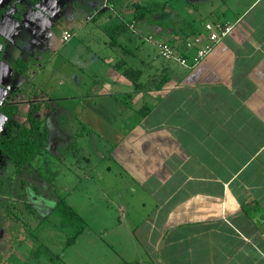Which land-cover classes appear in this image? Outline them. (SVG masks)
<instances>
[{"label":"crops","instance_id":"crops-1","mask_svg":"<svg viewBox=\"0 0 264 264\" xmlns=\"http://www.w3.org/2000/svg\"><path fill=\"white\" fill-rule=\"evenodd\" d=\"M2 1L11 14H26L37 28L60 33V41L66 32L71 37L63 42L80 38L86 55L78 64L70 58L63 63L75 66L65 71L59 90L66 113L79 107L85 113L77 117L79 125L96 127L94 116H107L100 107L120 103L125 120L118 124L132 121L125 133L135 130L150 149L139 179L149 205H118V211L138 215L128 232L134 255L112 264H264V0H61L68 6L63 24L52 14L56 0L47 3L44 16L30 1ZM135 1L164 2L154 13L163 24L139 22L136 30L109 32L132 17ZM216 21L233 27L196 65L157 55L156 43L164 41L191 58L208 43L203 23ZM2 23L6 32L8 22ZM195 36L200 41L185 47ZM120 58L148 82L147 93H137L129 106L119 98L132 90L131 80L115 69ZM165 71L170 79L153 89L152 78ZM145 102L153 107L140 117L136 108ZM23 244L12 253L28 259L34 249L23 251Z\"/></svg>","mask_w":264,"mask_h":264},{"label":"rangeland","instance_id":"rangeland-1","mask_svg":"<svg viewBox=\"0 0 264 264\" xmlns=\"http://www.w3.org/2000/svg\"><path fill=\"white\" fill-rule=\"evenodd\" d=\"M23 1H30L44 16L51 0ZM60 1L56 0L52 14L63 24V12L68 6H61ZM3 4L0 2V10L5 9ZM10 6L0 15V25L4 19L8 22L5 29L9 28L6 32L0 30V103L6 98L16 102L18 112L14 118L24 125L30 102L48 101L51 107L40 113L49 129L47 147L32 164L18 169L0 155V264H112L115 259H127L134 255L128 250L130 219L138 215L136 211L125 214L126 208L125 212L118 211V205L135 208L140 206V200L149 205L139 179L144 172L140 162L150 149L143 147L135 130L125 133L132 121L118 124L124 119L120 103L100 107L107 111V116L95 115V122L91 123L96 127L89 126L90 133L83 132L71 143L76 132L85 130L77 118L85 113L80 114L79 107L66 113L59 90L63 88L65 71L75 69L74 64L80 63L79 58L85 52L80 38L60 41V33L50 34L48 29L37 28L26 14L21 17L11 14ZM195 15L194 18H200ZM131 27L136 30V26L129 24ZM67 58L74 64L72 61L63 64ZM17 59L28 63V72H24L28 79L15 68ZM51 108L54 111L48 113ZM4 119L0 113V122ZM124 137V142L108 153ZM75 145L79 146V155L73 152ZM60 197L86 220L84 231L68 246L66 241L73 231L61 229L59 217L51 211ZM19 241L26 243L23 251L27 246L35 250L28 259L13 255Z\"/></svg>","mask_w":264,"mask_h":264},{"label":"trees","instance_id":"trees-1","mask_svg":"<svg viewBox=\"0 0 264 264\" xmlns=\"http://www.w3.org/2000/svg\"><path fill=\"white\" fill-rule=\"evenodd\" d=\"M34 3L39 0H32ZM109 3H114V0H108ZM132 7L135 8V12L132 14L130 19L127 21L120 22L115 26L111 25L107 30L109 32H125L130 30L129 24L134 25L135 23L142 22L143 24H163L161 21L154 17L156 10L163 8L165 3L150 1L149 3H139L137 1L132 3ZM165 24V23H164ZM112 30V31H111ZM115 40V38H114ZM116 42V41H115ZM157 55L162 58L158 53ZM183 56H185L182 53ZM186 57V56H185ZM165 60L164 58H162ZM15 68L20 72L26 71V63L20 59L16 60ZM115 69L119 70L121 74L129 78L132 82V90L129 92L122 93L119 98L125 105H131L133 97L142 92L147 93V83L140 80L141 70L137 67L126 65L123 59H117L114 61ZM168 72L161 73L159 79L152 78L151 87L153 89H161L163 85L170 79ZM157 81V83H155ZM51 107L48 101H34L29 103V109L26 113L25 121L27 125L15 120L14 116L18 112V104L16 102H10L9 99L3 100L0 103V113L5 117L3 120L4 131L0 133V155L8 158L12 161L18 169L30 165L33 161L45 151L47 147V139L49 137V129L45 124V119L40 117V113ZM153 105L150 102H145L142 106L136 108L140 117H144L151 109ZM54 108H51L48 113H52ZM85 130H81L79 133L74 134V139L71 143H75L76 137L82 135L83 132L90 133L87 126L82 125ZM70 143V144H71ZM112 147V146H111ZM79 146L75 145L74 153L79 155ZM82 157V156H81ZM84 158H86L84 156ZM245 211H249L248 208H244ZM52 212H55L59 217V224L61 229H70L72 234L68 237L66 245H71L75 242L76 238L84 231L86 227V220L79 214L64 197H60L52 207ZM21 241L18 242L20 244ZM17 244V245H18ZM45 251L48 252V248L43 246ZM37 252L39 249H36ZM35 251V250H34ZM33 251V252H34ZM50 254V253H49ZM51 257V256H50ZM49 257V258H50Z\"/></svg>","mask_w":264,"mask_h":264},{"label":"built area","instance_id":"built-area-1","mask_svg":"<svg viewBox=\"0 0 264 264\" xmlns=\"http://www.w3.org/2000/svg\"><path fill=\"white\" fill-rule=\"evenodd\" d=\"M233 27L232 23L229 22H205L203 24V32H206V37L208 38V43L203 47H198L195 54L191 57H185L178 53L176 48L171 44L161 41L156 43L158 54L165 60H174L177 63L185 66L192 67L196 65L212 48V46L222 40L231 31ZM71 37V34L66 32L61 37L62 41H66ZM200 41L199 36H195L191 41L185 43V47H191L193 44ZM262 225L264 226V215L262 218Z\"/></svg>","mask_w":264,"mask_h":264},{"label":"clouds","instance_id":"clouds-1","mask_svg":"<svg viewBox=\"0 0 264 264\" xmlns=\"http://www.w3.org/2000/svg\"><path fill=\"white\" fill-rule=\"evenodd\" d=\"M0 2H2V0H0ZM3 123L2 122H0V132H2L3 131Z\"/></svg>","mask_w":264,"mask_h":264},{"label":"flooded vegetation","instance_id":"flooded-vegetation-1","mask_svg":"<svg viewBox=\"0 0 264 264\" xmlns=\"http://www.w3.org/2000/svg\"><path fill=\"white\" fill-rule=\"evenodd\" d=\"M33 2V1H32ZM7 99V98H6Z\"/></svg>","mask_w":264,"mask_h":264}]
</instances>
